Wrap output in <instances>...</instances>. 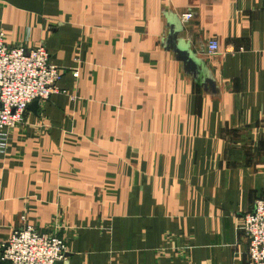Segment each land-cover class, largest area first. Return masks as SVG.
Here are the masks:
<instances>
[{
  "label": "crops",
  "instance_id": "obj_1",
  "mask_svg": "<svg viewBox=\"0 0 264 264\" xmlns=\"http://www.w3.org/2000/svg\"><path fill=\"white\" fill-rule=\"evenodd\" d=\"M0 31L64 70L5 131L0 257L30 225L65 241L61 264H247L264 0H0Z\"/></svg>",
  "mask_w": 264,
  "mask_h": 264
},
{
  "label": "built area",
  "instance_id": "obj_2",
  "mask_svg": "<svg viewBox=\"0 0 264 264\" xmlns=\"http://www.w3.org/2000/svg\"><path fill=\"white\" fill-rule=\"evenodd\" d=\"M217 49L216 41L208 43L209 54ZM63 74V69L49 63L43 44L12 46L0 31V150L4 148L5 131L22 123L33 101L46 102L52 94L64 93L57 87ZM74 99L71 95L70 100ZM240 228L248 238L247 264H264V197L256 199L252 210L241 218ZM66 252L65 241L58 235L27 225L13 231L1 245L0 260L7 264H56Z\"/></svg>",
  "mask_w": 264,
  "mask_h": 264
},
{
  "label": "water",
  "instance_id": "obj_3",
  "mask_svg": "<svg viewBox=\"0 0 264 264\" xmlns=\"http://www.w3.org/2000/svg\"><path fill=\"white\" fill-rule=\"evenodd\" d=\"M36 104H37V101H33V102L27 107V109H30V108H32V107H35ZM56 264H61V262H57Z\"/></svg>",
  "mask_w": 264,
  "mask_h": 264
}]
</instances>
